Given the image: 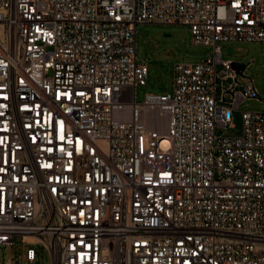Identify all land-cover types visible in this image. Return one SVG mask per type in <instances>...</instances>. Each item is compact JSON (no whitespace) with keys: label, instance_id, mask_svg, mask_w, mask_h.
<instances>
[{"label":"built area","instance_id":"built-area-1","mask_svg":"<svg viewBox=\"0 0 264 264\" xmlns=\"http://www.w3.org/2000/svg\"><path fill=\"white\" fill-rule=\"evenodd\" d=\"M151 24L212 51L137 103ZM227 42L264 43V0H0V248L19 264H264V111L240 112L260 97ZM234 113L241 132L217 135Z\"/></svg>","mask_w":264,"mask_h":264},{"label":"rangeland","instance_id":"rangeland-1","mask_svg":"<svg viewBox=\"0 0 264 264\" xmlns=\"http://www.w3.org/2000/svg\"><path fill=\"white\" fill-rule=\"evenodd\" d=\"M223 1V0H221ZM221 58L235 63L249 64L245 75L255 83L260 101H246L240 112L264 111V43H219ZM211 48L194 46L188 27L139 25L136 28V56L138 62L147 66L148 77L145 86H137L135 99L142 103L145 95L171 94L174 65L182 62H198L211 55ZM233 128L218 130L217 135L234 136L241 132L240 113H234ZM26 247L20 245L23 252ZM0 264H19L14 258V249L0 248ZM36 264H51L42 257Z\"/></svg>","mask_w":264,"mask_h":264},{"label":"water","instance_id":"water-1","mask_svg":"<svg viewBox=\"0 0 264 264\" xmlns=\"http://www.w3.org/2000/svg\"><path fill=\"white\" fill-rule=\"evenodd\" d=\"M231 66L233 67V69L235 70V72L238 73V74H240V72L242 70H244V68L246 67L245 64H238V63H235V62H233L231 64Z\"/></svg>","mask_w":264,"mask_h":264}]
</instances>
